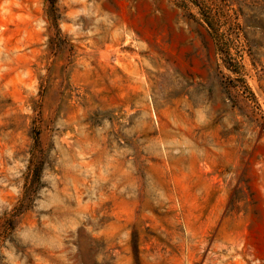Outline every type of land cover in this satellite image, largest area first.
<instances>
[{
	"label": "rangeland",
	"instance_id": "374dc122",
	"mask_svg": "<svg viewBox=\"0 0 264 264\" xmlns=\"http://www.w3.org/2000/svg\"><path fill=\"white\" fill-rule=\"evenodd\" d=\"M0 264H264V0H0Z\"/></svg>",
	"mask_w": 264,
	"mask_h": 264
},
{
	"label": "trees",
	"instance_id": "16d2710c",
	"mask_svg": "<svg viewBox=\"0 0 264 264\" xmlns=\"http://www.w3.org/2000/svg\"><path fill=\"white\" fill-rule=\"evenodd\" d=\"M207 10V11H206ZM212 8L203 7V16L205 18V21L208 23V25L211 27L214 35H220V24L216 21H214L213 17L210 15Z\"/></svg>",
	"mask_w": 264,
	"mask_h": 264
}]
</instances>
